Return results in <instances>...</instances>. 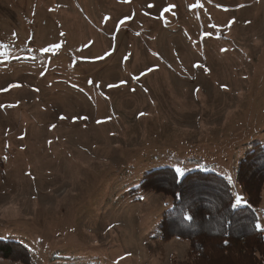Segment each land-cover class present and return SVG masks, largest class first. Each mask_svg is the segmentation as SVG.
Listing matches in <instances>:
<instances>
[{
	"label": "rangeland",
	"instance_id": "obj_1",
	"mask_svg": "<svg viewBox=\"0 0 264 264\" xmlns=\"http://www.w3.org/2000/svg\"><path fill=\"white\" fill-rule=\"evenodd\" d=\"M256 143L264 0H0V239L30 264H185L157 233L171 198L133 189L179 166L234 199Z\"/></svg>",
	"mask_w": 264,
	"mask_h": 264
},
{
	"label": "trees",
	"instance_id": "obj_2",
	"mask_svg": "<svg viewBox=\"0 0 264 264\" xmlns=\"http://www.w3.org/2000/svg\"><path fill=\"white\" fill-rule=\"evenodd\" d=\"M235 181L248 204L232 208L231 184L224 176L193 170L183 179L169 167L143 175L134 191H153L171 198L157 233L162 241L188 242L185 264H264V231L255 229L257 207L263 199L264 145L256 143L238 163ZM193 216L191 221L184 216ZM264 217V214H263ZM0 259L30 264L19 242L0 239Z\"/></svg>",
	"mask_w": 264,
	"mask_h": 264
},
{
	"label": "snow or ice",
	"instance_id": "obj_3",
	"mask_svg": "<svg viewBox=\"0 0 264 264\" xmlns=\"http://www.w3.org/2000/svg\"><path fill=\"white\" fill-rule=\"evenodd\" d=\"M149 7H152V5H149ZM174 7H175V5H171V6H169V7H166L163 11H164V12H168V11L171 10V8H174ZM199 7H201V5H200L199 3H194V4H192V5L190 6L191 9H197V8H199ZM241 7H243V5H241ZM120 23H123V21H120ZM15 35H16V34L13 33V36H14V37H15ZM61 47H62V45H61L60 43H54V44H52L50 47H45V48H43L42 51H43L44 53H51V52H53L54 50H59ZM222 51H226V50L222 49ZM110 54H111V53H108V55H110ZM195 66H196V67H200V65H195ZM152 70H153V69H151V68L148 69V71H152ZM133 78L136 79V77H133ZM88 83H89L90 85L94 86V87H99L98 84H94V82L91 81V80L88 81ZM125 83H126L125 81H121L119 84H109L108 87H109L110 89H112V88H118V87H120L121 85H123V84H125ZM10 87H12V88H18V87H21V85H19V84H12ZM6 90H7V89H5V91H6ZM37 91H38V90H37ZM81 91H82V89H81ZM141 115H144V114L141 113ZM60 119H61V120H64V119H67V117H66V116H60ZM76 119H77L76 117H73V120H74V121H75ZM81 119H87V117H81ZM52 127L54 128L55 125H53ZM174 171H175V174H176V177H177V178H179V179H183V178L185 177V171H186L185 168L177 166V167H175ZM229 179H231V177H229ZM140 199L143 200L144 197L141 196ZM247 204H248V201H246L245 198H244L242 195H240L239 193L235 194L234 199L230 202V206H231L232 208L243 207V206H246ZM184 219H185V220H189V221H191V220L193 219V216L185 215V216H184ZM255 229L258 230V231H264V227H262V224H261V223H256V224H255Z\"/></svg>",
	"mask_w": 264,
	"mask_h": 264
}]
</instances>
